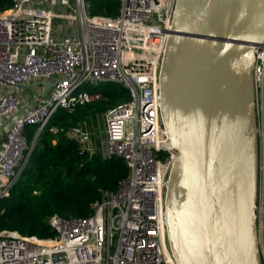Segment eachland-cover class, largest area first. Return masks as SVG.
<instances>
[{"label": "built area", "instance_id": "1", "mask_svg": "<svg viewBox=\"0 0 264 264\" xmlns=\"http://www.w3.org/2000/svg\"><path fill=\"white\" fill-rule=\"evenodd\" d=\"M118 1L115 17L90 15L89 0H12L0 11V198L8 197L32 154L28 126L41 133L59 109L101 100V83L119 81L130 95L68 132L90 154L123 158L129 176L102 194L92 215L52 216L55 238L0 232V264H177L165 207L176 155L162 146L159 80L176 0ZM253 79L264 264V43L255 47ZM37 82L53 85H36L33 93Z\"/></svg>", "mask_w": 264, "mask_h": 264}, {"label": "water", "instance_id": "2", "mask_svg": "<svg viewBox=\"0 0 264 264\" xmlns=\"http://www.w3.org/2000/svg\"><path fill=\"white\" fill-rule=\"evenodd\" d=\"M172 27L159 74L162 146L176 155L169 247L177 264H262L253 70L264 0H176Z\"/></svg>", "mask_w": 264, "mask_h": 264}, {"label": "trees", "instance_id": "3", "mask_svg": "<svg viewBox=\"0 0 264 264\" xmlns=\"http://www.w3.org/2000/svg\"><path fill=\"white\" fill-rule=\"evenodd\" d=\"M12 0H0V11L12 7ZM118 0H89L90 15L115 17ZM129 92L122 87L105 89L99 101L77 105L73 111L59 109L39 134L28 164L11 188L8 197L0 198V232L17 231L23 236L52 239L56 232L50 218H85L93 214V205L106 191H116L130 174L123 158L103 159L90 154L68 136L73 128L91 122L110 106L127 101ZM59 132H51V127ZM37 126H28L26 137L31 144Z\"/></svg>", "mask_w": 264, "mask_h": 264}, {"label": "rangeland", "instance_id": "4", "mask_svg": "<svg viewBox=\"0 0 264 264\" xmlns=\"http://www.w3.org/2000/svg\"><path fill=\"white\" fill-rule=\"evenodd\" d=\"M59 22L63 23L62 20H60ZM113 86H116V87H122V84H118V83H113V84H111V83H101V84H99L98 89L104 92L105 89H109V88H111V87H113ZM91 88H92V87H91ZM122 88H123V87H122ZM39 89H40V86L33 87V88L31 89V92L35 93V92H37ZM85 89H87V87H85ZM92 89H93V88H92ZM91 91H92V90H91ZM94 125L97 126V123H95Z\"/></svg>", "mask_w": 264, "mask_h": 264}]
</instances>
